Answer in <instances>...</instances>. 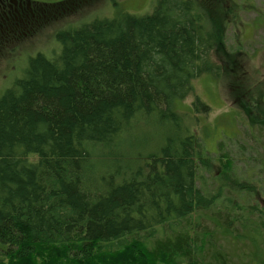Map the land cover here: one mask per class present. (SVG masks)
I'll return each instance as SVG.
<instances>
[{
	"label": "trees",
	"instance_id": "obj_1",
	"mask_svg": "<svg viewBox=\"0 0 264 264\" xmlns=\"http://www.w3.org/2000/svg\"><path fill=\"white\" fill-rule=\"evenodd\" d=\"M27 2L0 0V49L26 32L14 25L38 24L43 4ZM198 7L158 0L149 14L62 32L60 52L30 58L0 95V264H237L235 242L253 264L264 212L212 207L199 184L210 157L176 107L193 79L220 69L219 33ZM193 105L209 110L196 95ZM135 134L149 147H119ZM92 160L117 168L97 177L99 190L84 175Z\"/></svg>",
	"mask_w": 264,
	"mask_h": 264
},
{
	"label": "rangeland",
	"instance_id": "obj_2",
	"mask_svg": "<svg viewBox=\"0 0 264 264\" xmlns=\"http://www.w3.org/2000/svg\"><path fill=\"white\" fill-rule=\"evenodd\" d=\"M32 1L43 4L42 10L38 11L40 14L36 16L39 18L38 24L41 21L40 25H24L22 22L14 25L16 29L21 31L22 28L26 32L17 34L18 40L15 42H10L7 46L1 45L0 95L21 77L30 58L38 53L50 57L60 52L62 43L57 39L58 34L76 29L97 18H113L123 13L143 16L151 13L158 2ZM194 1L204 15L210 32L214 35L219 33V41L216 40L211 58L220 71L218 70V74L203 72L193 79V92L178 101L176 107L183 109L187 118L192 117L190 128L197 137L196 142L205 155L210 157L205 161L210 165L209 170L199 168V184L207 190L210 198L216 196L213 202L215 206L212 207L217 210L230 201L236 205L235 212L241 219L250 207L264 212V168L260 166L262 163L264 166V0ZM29 2L25 5L28 10H32ZM32 5L34 8L39 7L35 3ZM195 95L209 106L208 111H195L198 109L193 105ZM255 115L260 119L259 123L255 122ZM148 131L156 132L155 129ZM136 135L131 137V146L125 143L119 147L126 151L149 147L150 143L141 134L134 142ZM152 139L153 143L154 134ZM218 142L225 145L222 151L226 156H221V162L214 154L217 152ZM102 163L106 166L105 170L93 160L84 167V175L93 181V186L98 190L100 187L97 177H107L112 170L117 169L108 160ZM126 174L125 170L120 175ZM259 240L264 246V239L259 237ZM233 244L236 245L226 244L233 261L237 264H249L245 254L250 252V247L242 246L240 242ZM262 245L256 244L253 250V264H264V247L262 251L259 249Z\"/></svg>",
	"mask_w": 264,
	"mask_h": 264
}]
</instances>
